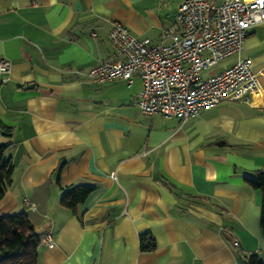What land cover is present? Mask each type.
I'll use <instances>...</instances> for the list:
<instances>
[{
	"label": "crops",
	"instance_id": "0c3cea01",
	"mask_svg": "<svg viewBox=\"0 0 264 264\" xmlns=\"http://www.w3.org/2000/svg\"><path fill=\"white\" fill-rule=\"evenodd\" d=\"M182 1L0 0V58L10 63L0 76V143L13 168L0 217L25 213L36 237L51 230L36 264L260 260L261 195L245 178L264 170V22L237 55L201 72L244 57L258 90L184 122L142 113L136 75L127 85L80 74L120 58L108 37L114 22L156 43ZM74 185L93 189L63 207V189ZM142 234L151 250H141Z\"/></svg>",
	"mask_w": 264,
	"mask_h": 264
},
{
	"label": "built area",
	"instance_id": "2783aa9c",
	"mask_svg": "<svg viewBox=\"0 0 264 264\" xmlns=\"http://www.w3.org/2000/svg\"><path fill=\"white\" fill-rule=\"evenodd\" d=\"M263 22L264 0H184L156 43L136 39L123 24L114 22L108 37L120 58L79 73L94 82L122 79L127 85L136 75L141 81L136 105L142 113L184 122L222 101L248 102L249 94L258 90L257 74L244 57L207 78L201 72L237 55L248 30ZM9 69V61L0 58V76ZM37 239L50 247L51 230ZM141 246L153 248L151 235L144 234Z\"/></svg>",
	"mask_w": 264,
	"mask_h": 264
},
{
	"label": "trees",
	"instance_id": "16d2710c",
	"mask_svg": "<svg viewBox=\"0 0 264 264\" xmlns=\"http://www.w3.org/2000/svg\"><path fill=\"white\" fill-rule=\"evenodd\" d=\"M6 144L0 143V200L11 182L12 165L6 154ZM245 182L261 195L259 227L264 236V170L258 171L254 178H245ZM91 186L74 185L63 189L60 204L74 209L84 202L92 191ZM144 234L140 236L141 250H148L141 246ZM39 241L34 234L25 213H15L0 217V264H36ZM247 264H264L255 254L247 259Z\"/></svg>",
	"mask_w": 264,
	"mask_h": 264
},
{
	"label": "rangeland",
	"instance_id": "374dc122",
	"mask_svg": "<svg viewBox=\"0 0 264 264\" xmlns=\"http://www.w3.org/2000/svg\"><path fill=\"white\" fill-rule=\"evenodd\" d=\"M260 260L264 262V251L260 255Z\"/></svg>",
	"mask_w": 264,
	"mask_h": 264
}]
</instances>
